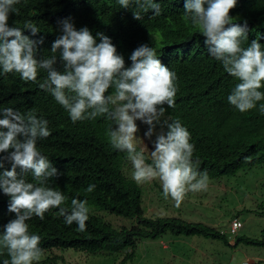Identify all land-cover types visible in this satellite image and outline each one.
Returning a JSON list of instances; mask_svg holds the SVG:
<instances>
[{"label":"trees","instance_id":"obj_1","mask_svg":"<svg viewBox=\"0 0 264 264\" xmlns=\"http://www.w3.org/2000/svg\"><path fill=\"white\" fill-rule=\"evenodd\" d=\"M154 2L161 5L159 16L150 9H141L136 0H131L128 8L121 7L118 0H19L13 6L18 12L10 14L8 25L23 30L26 21L34 23L40 32L32 36L24 30V34L36 41L43 39L42 44H37V58L55 55L54 68L59 72L64 71L62 49L52 53L51 46L62 35L59 21L67 18L77 30L87 27L97 43V33L110 37L117 53L123 56L125 67L131 66L130 56L137 47H153L157 58L176 74L178 89L174 106L164 105L166 112L158 126L167 131L165 120L181 121L191 134L192 159L198 170L206 171L209 178L220 179L264 164V114L260 112L264 100L244 113L232 106L228 96L239 80L224 70L221 61L210 56L201 29L184 14L185 0ZM134 12L140 13V20L134 18ZM230 17L242 25L247 22V39L242 38V47L260 38L264 48V0H237ZM47 75L46 69H39L36 81H24L19 73H3L0 66V109L11 107L22 113L34 109L38 117L48 121L51 134L39 139L37 148L58 169L59 175L49 178L47 186L67 197L60 207L70 209L74 198L87 200L90 207L83 232L77 230L76 223L67 225L59 208L50 209L43 220L33 216L27 221L29 233L41 237L42 253L73 248L94 254L125 253V258L131 259L141 241L156 240L167 233L228 243L225 232L205 222H192L181 216H147L142 207L143 188L124 172L129 161L127 153L115 149L107 135L111 127L118 126L107 115L74 123L51 91L40 88ZM259 91L264 92V87ZM107 94L115 95V88L111 87ZM136 146L140 151V146ZM144 155L146 163H151V157L145 152ZM5 169L10 170L11 164L5 162ZM5 169H0V173ZM17 172L21 173L19 167ZM25 179L36 183L30 171ZM93 184L94 191L86 192ZM9 204L10 197L0 189V234L4 225L15 218V213L8 211ZM102 210L134 219L135 223L116 227L97 213ZM240 243L264 246V229L260 238L236 236L235 244ZM58 258L50 254L33 264H59ZM4 259L10 257L5 249H0V264Z\"/></svg>","mask_w":264,"mask_h":264},{"label":"clouds","instance_id":"obj_2","mask_svg":"<svg viewBox=\"0 0 264 264\" xmlns=\"http://www.w3.org/2000/svg\"><path fill=\"white\" fill-rule=\"evenodd\" d=\"M130 2L118 0L123 8H128ZM17 3L19 0H0L3 73L16 72L24 81H36L38 70L46 69L48 75L40 88L51 91L74 123L107 115L118 126L111 127L107 133L110 143L115 149L126 151L134 169L133 180L139 184L158 178L164 198H171L177 206L188 192L208 187V173L200 172L193 161L191 134L180 120L164 121L167 131L156 136L151 163H146L143 149L137 151L136 121L149 126L145 136L151 138L166 112L164 105L173 107L178 91L176 74L157 58L153 47L146 44L137 47L130 56L131 66L125 67V60L110 37L97 33L100 38L97 43L87 27L77 30L71 18H67L59 21L62 35L51 46L52 53L62 49L64 71L59 72L54 68L55 55L37 58V44H42L43 39L36 41L24 34V30H29L32 36L40 32L34 23L26 21L23 30L9 27L10 14L18 12L13 7ZM136 3L144 11L150 9L154 15L161 14V5L154 0L142 3L136 0ZM236 5L237 0H185L184 14L193 26L201 29L210 56L221 61L224 70L239 80L228 102L244 113L264 100V92L259 91L264 87V48L260 38L242 47L248 28L246 21L242 25L230 17ZM133 15L141 19L139 12ZM111 87L115 88V95L107 94ZM260 112L264 114V104H260ZM0 117V153H8L0 156V169H5V162L11 164L10 170L0 173V189L10 197L8 211L15 213V218L4 225L0 234V249H5L10 257L3 264H33L39 261L43 250L39 247L41 237L29 233L27 221L33 216L43 220L46 212L59 208L65 223L69 226L76 223L77 230L83 232L90 207L87 200L75 198L70 209L60 207L67 197L47 186L49 178L59 175L58 169L37 148L38 140L51 134L48 121L38 117L34 109L22 113L11 107L0 109ZM29 171L36 183L25 179ZM95 187L89 185L86 192H93Z\"/></svg>","mask_w":264,"mask_h":264},{"label":"rangeland","instance_id":"obj_3","mask_svg":"<svg viewBox=\"0 0 264 264\" xmlns=\"http://www.w3.org/2000/svg\"><path fill=\"white\" fill-rule=\"evenodd\" d=\"M164 116L161 118L163 119ZM138 132L135 144L151 157L154 141L164 128L156 125L151 138L145 136L149 126L136 121ZM133 166L129 160L124 172L130 178ZM143 188L142 207L149 217H177L205 222L226 233L228 243L221 239L203 236H181L180 240L170 242L171 233L156 240H144L139 244L133 258H125V253L102 254L67 249H53L42 253L59 256V264H257L264 263V246L246 243L235 244L236 236L260 238L264 229V164L240 169L234 175L220 179L209 178L208 187L197 192H188L179 206L163 196L162 184L158 178L139 183ZM114 226H131L134 219L107 212L97 211ZM234 218L243 226L237 233L231 232ZM167 242L168 248L163 244ZM260 263V264H261Z\"/></svg>","mask_w":264,"mask_h":264},{"label":"built area","instance_id":"obj_4","mask_svg":"<svg viewBox=\"0 0 264 264\" xmlns=\"http://www.w3.org/2000/svg\"><path fill=\"white\" fill-rule=\"evenodd\" d=\"M243 226V223L238 218H234L231 222V232L236 233L241 227Z\"/></svg>","mask_w":264,"mask_h":264},{"label":"crops","instance_id":"obj_5","mask_svg":"<svg viewBox=\"0 0 264 264\" xmlns=\"http://www.w3.org/2000/svg\"><path fill=\"white\" fill-rule=\"evenodd\" d=\"M191 237H194V236H191ZM171 238H172V239L170 240V242H173L174 240H180V239H181L180 236H173V237H171ZM163 246L166 247V248H168V243L165 242V243L163 244ZM260 263H261V261H259L257 264H260ZM261 264H264V263H261Z\"/></svg>","mask_w":264,"mask_h":264}]
</instances>
